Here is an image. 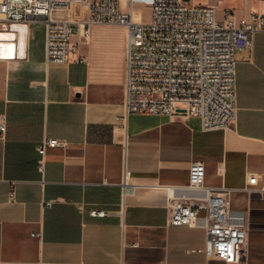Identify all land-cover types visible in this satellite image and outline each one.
<instances>
[{"label":"crops","instance_id":"crops-1","mask_svg":"<svg viewBox=\"0 0 264 264\" xmlns=\"http://www.w3.org/2000/svg\"><path fill=\"white\" fill-rule=\"evenodd\" d=\"M250 4L237 25L264 16V2ZM0 33L15 46L13 57L0 55V264H264V32L235 52L237 121L208 133L186 114L126 118L127 30L74 37L79 54L65 66L48 65L46 33L36 39L32 23H0ZM46 138L66 145L48 149L41 171ZM193 162L205 165V187L233 190L230 207L246 217L238 261L206 256L203 219L167 224L172 200L201 195L188 185ZM251 176L260 194L244 190Z\"/></svg>","mask_w":264,"mask_h":264},{"label":"built area","instance_id":"built-area-1","mask_svg":"<svg viewBox=\"0 0 264 264\" xmlns=\"http://www.w3.org/2000/svg\"><path fill=\"white\" fill-rule=\"evenodd\" d=\"M136 6L151 9L149 21L135 16ZM64 12L73 14L74 19L61 16ZM218 20L217 8L193 6L184 0H0V23L4 27L46 24L48 65L68 64L71 55L79 51L73 38L89 41L95 26L125 27L126 118L131 114H186L198 118L206 133L226 132L237 121L235 52L252 49L255 34L264 32V16L257 12H251L250 20L242 21L241 26L228 8ZM79 61L85 63L83 58ZM1 130H5L4 122ZM65 145L49 138L39 144L41 171L48 149ZM189 169L188 185L201 195L190 202L172 200L167 224L194 227L203 219L207 230L206 256L238 261L247 250L249 233L244 213L230 207L233 190L205 187L206 169L202 162H193ZM130 179L131 173L126 171L123 183L127 191ZM257 183L258 178L251 176L244 190L251 195L260 194L263 190L257 188ZM10 198L15 199L14 193ZM201 212H205L203 218ZM91 214L108 215L98 210Z\"/></svg>","mask_w":264,"mask_h":264},{"label":"rangeland","instance_id":"rangeland-1","mask_svg":"<svg viewBox=\"0 0 264 264\" xmlns=\"http://www.w3.org/2000/svg\"><path fill=\"white\" fill-rule=\"evenodd\" d=\"M236 1L238 7H236V4H232L231 2ZM264 1L262 0H243L242 3L239 2V0H192L191 4L194 5H204V6H211L216 7L219 9L218 13V19L221 20L223 12H221L222 8L226 6L227 8L234 9L235 10V17L236 18H242L247 17L249 15V10L251 7L250 3H253V5L256 8H259V4ZM235 6V7H233ZM236 8V9H235ZM123 11L127 12L128 8L126 6H123ZM134 13L136 17H139L141 21H149L151 18L152 11L150 8L144 7V6H136L134 8ZM80 12L77 10L75 11V15H79ZM218 20V21H219ZM105 28H116V29H122L126 31L125 27L122 26H104ZM32 32L33 36L36 39H41L45 33H46V24L44 22H34L32 23ZM88 46H81L80 50L83 49L84 51L88 50ZM76 54H79L78 52Z\"/></svg>","mask_w":264,"mask_h":264},{"label":"bare ground","instance_id":"bare-ground-1","mask_svg":"<svg viewBox=\"0 0 264 264\" xmlns=\"http://www.w3.org/2000/svg\"><path fill=\"white\" fill-rule=\"evenodd\" d=\"M20 33H23V29L19 30ZM9 34H1L0 33V55L5 57H13L14 56V44L10 41Z\"/></svg>","mask_w":264,"mask_h":264},{"label":"water","instance_id":"water-1","mask_svg":"<svg viewBox=\"0 0 264 264\" xmlns=\"http://www.w3.org/2000/svg\"><path fill=\"white\" fill-rule=\"evenodd\" d=\"M186 3H191L192 0H184Z\"/></svg>","mask_w":264,"mask_h":264}]
</instances>
